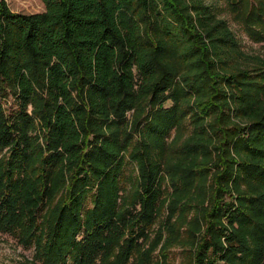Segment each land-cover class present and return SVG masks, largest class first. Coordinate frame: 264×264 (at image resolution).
I'll list each match as a JSON object with an SVG mask.
<instances>
[{
    "label": "trees",
    "instance_id": "16d2710c",
    "mask_svg": "<svg viewBox=\"0 0 264 264\" xmlns=\"http://www.w3.org/2000/svg\"><path fill=\"white\" fill-rule=\"evenodd\" d=\"M41 1L0 0V225L43 264H264V56L206 0ZM225 3L264 41V0Z\"/></svg>",
    "mask_w": 264,
    "mask_h": 264
},
{
    "label": "rangeland",
    "instance_id": "374dc122",
    "mask_svg": "<svg viewBox=\"0 0 264 264\" xmlns=\"http://www.w3.org/2000/svg\"><path fill=\"white\" fill-rule=\"evenodd\" d=\"M8 4L9 8L14 11L20 12H34L40 11L44 8V4L41 0H5ZM211 3L215 10L218 12V16L224 17L231 29L233 30L239 45L246 54L249 55H259L264 56V41H256L250 38L246 32L242 29L241 25L237 22V20L233 17V14L229 10V7L226 5L225 0H206ZM13 98L8 97L5 105L9 107L12 104ZM170 100H165V105L168 106L170 104ZM188 130H184L179 132L174 145L179 146L182 145ZM173 132L170 133L169 139L172 140ZM136 167L135 164L127 162L125 165L124 176L120 182L122 186L121 194L125 196L127 200L132 198L133 192V182L135 181L136 175ZM163 193L160 194L161 197L166 196L169 191H171V186L167 181L162 182ZM170 196L166 197V200ZM87 204L90 205V200L87 201ZM46 213V208H39L37 212L38 221L44 219L43 213ZM44 213V214H45ZM166 209H160L159 213L155 216L151 227H149V237L146 240L142 241V245L144 247H148L150 243H152L153 238L155 237V233L160 229L164 218H166ZM176 217L173 216L172 219ZM123 233L126 231L122 228ZM39 235V230L34 232L32 236H26V233H22L20 231V227L17 228H4L0 225V264H43V260L36 255V242L37 236ZM79 238L81 235L78 236ZM167 237V233L162 230L161 238L158 241L157 246L154 244V259H160L159 257V249ZM167 257L166 260L162 262V264H187L189 260V255L184 253L183 250L179 247V245H172L166 251ZM103 255L102 253L95 257L94 263L100 264L102 262ZM66 264H73L71 257H68L66 260ZM134 261V260H133ZM131 262V261H129ZM128 262V263H129ZM127 263V264H128ZM153 264H155L153 262Z\"/></svg>",
    "mask_w": 264,
    "mask_h": 264
}]
</instances>
